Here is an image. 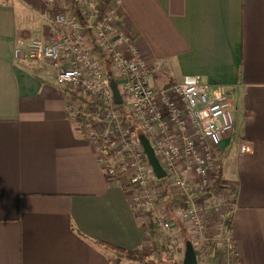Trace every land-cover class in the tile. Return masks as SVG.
I'll use <instances>...</instances> for the list:
<instances>
[{"label":"crops","instance_id":"obj_1","mask_svg":"<svg viewBox=\"0 0 264 264\" xmlns=\"http://www.w3.org/2000/svg\"><path fill=\"white\" fill-rule=\"evenodd\" d=\"M118 6L121 32L134 35L148 61L164 62L151 75L156 86L188 74L228 93L245 146L240 152L226 140L216 153L221 183L232 192L231 243L236 264H264V0ZM42 10L43 0L0 4V264H117L98 242L147 254L122 179L104 178L64 112L69 87L53 81L45 61L28 65L14 54L43 34ZM217 257L208 263L220 264Z\"/></svg>","mask_w":264,"mask_h":264},{"label":"built area","instance_id":"obj_2","mask_svg":"<svg viewBox=\"0 0 264 264\" xmlns=\"http://www.w3.org/2000/svg\"><path fill=\"white\" fill-rule=\"evenodd\" d=\"M76 9L83 22L70 14L68 0H43L38 14L43 34L23 41L14 54L45 61L53 81L69 87L64 112L75 118L104 178L122 179L149 250L163 247L170 253L167 258L180 264L175 255L181 238L174 216L187 231L196 264H209L208 256L217 254L220 264H236L230 238L232 192L221 179L215 184L218 148L226 140H240L228 93L188 74L156 86L151 75L164 62L148 61L138 52L134 35L121 32L118 0H76ZM94 46L108 64L119 105L131 124L116 108ZM138 134L146 137L164 177L154 176ZM238 150L244 151V144L239 143ZM161 179L167 196L162 195Z\"/></svg>","mask_w":264,"mask_h":264},{"label":"trees","instance_id":"obj_3","mask_svg":"<svg viewBox=\"0 0 264 264\" xmlns=\"http://www.w3.org/2000/svg\"><path fill=\"white\" fill-rule=\"evenodd\" d=\"M68 9L70 14L77 18L80 22H83V20L81 19L78 10L76 9V0H68ZM94 51L96 53L97 56H99L103 62L105 63V59L103 58L102 54L99 52V50L97 49L96 46H94ZM107 63V62H106ZM105 63V64H106ZM105 75L108 79H111V74L109 69H105ZM116 108L122 112V116L124 118V120H126L128 123H133L131 117L129 116V114L123 109V107L121 105L116 106ZM137 133H139V130H137ZM221 179V171H220V167L218 165V171H217V176L215 179V184L217 185L218 182ZM160 183L163 185V193L162 195L167 196L168 192H167V188L165 186V181L163 179L160 180ZM167 199H169L167 197ZM171 203V201L169 202ZM184 228L182 226H178V230L180 233V236H182L181 240V244H180V250H183L184 247V241L185 240H189L188 236L186 235L185 231L183 230ZM99 245H103L108 249H111L114 256L118 259H124L126 261L129 262H135L136 264H175V262L171 259H162V260H154L152 259L148 254H146L145 252H143L141 249H123V248H119L116 246H112L109 244H104L101 242H98ZM179 263L181 264V260L179 261Z\"/></svg>","mask_w":264,"mask_h":264},{"label":"water","instance_id":"obj_4","mask_svg":"<svg viewBox=\"0 0 264 264\" xmlns=\"http://www.w3.org/2000/svg\"><path fill=\"white\" fill-rule=\"evenodd\" d=\"M109 86L112 90L113 94V100L116 105L120 104V99L118 96L116 83L114 80L109 79ZM138 141L144 151L146 160L156 178H162L164 177V172L161 169L160 165L158 164L157 160L155 159L152 149L146 139V137L142 134L137 135ZM181 264H196L195 262V254L192 248V245L189 240L184 241V247H183V255L181 259Z\"/></svg>","mask_w":264,"mask_h":264},{"label":"rangeland","instance_id":"obj_5","mask_svg":"<svg viewBox=\"0 0 264 264\" xmlns=\"http://www.w3.org/2000/svg\"><path fill=\"white\" fill-rule=\"evenodd\" d=\"M20 60H23L24 62H26V63H28V65L30 64L31 65V63L33 62L32 60H34V59H29V58H21ZM106 63V62H105ZM104 62H103V60L101 61V64H102V66H103V70H104V73H105V69L107 68V69H109L108 68V64L106 63L105 64ZM81 99V98H80ZM82 100V99H81ZM88 103H87V106H85V109L87 110V108H88ZM172 217H174V216H172ZM176 222L178 223L177 225L179 226H181L182 224H181V222L179 221V220H177L176 219ZM180 238H181V240H183L182 239V236H180ZM146 251L148 252V254H149V256L152 258V259H154V260H162V259H168L167 258V256H168V254H170L166 249H164L163 247H161V248H157L156 250H149L148 249V246L146 245ZM182 255H183V250H179V252L177 253V255H175V257H177V260L179 259V260H181L182 259ZM174 257V256H173ZM114 259H116V260H118V258H115V257H113ZM170 259V258H169ZM172 260V259H171ZM176 260V259H175ZM175 260L173 259V261L175 262ZM117 264H135V263H132V262H129V261H126V260H124V259H120V261H117Z\"/></svg>","mask_w":264,"mask_h":264}]
</instances>
